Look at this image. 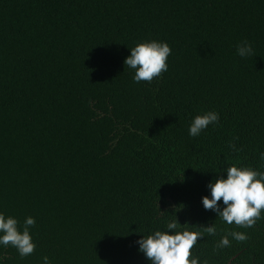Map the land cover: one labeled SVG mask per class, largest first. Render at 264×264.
I'll list each match as a JSON object with an SVG mask.
<instances>
[{"label": "trees", "instance_id": "1", "mask_svg": "<svg viewBox=\"0 0 264 264\" xmlns=\"http://www.w3.org/2000/svg\"><path fill=\"white\" fill-rule=\"evenodd\" d=\"M153 39L168 71L136 83L129 48ZM260 152L264 0H0V211L35 217L37 245L0 264H150L136 241L173 220L208 264H264V211L246 228L201 202L233 164L264 171ZM230 230L247 238L216 248Z\"/></svg>", "mask_w": 264, "mask_h": 264}, {"label": "clouds", "instance_id": "2", "mask_svg": "<svg viewBox=\"0 0 264 264\" xmlns=\"http://www.w3.org/2000/svg\"><path fill=\"white\" fill-rule=\"evenodd\" d=\"M130 55L126 57L125 65L134 70L133 80L152 82L161 78L168 71L167 60L172 49L167 41L146 40L129 48ZM236 54L247 58L254 54L253 46L247 40L236 45ZM219 113L209 110L192 118L188 133L192 137L199 136L210 124L219 123ZM228 147L233 152H239L233 142ZM259 160L264 161V152L259 153ZM226 174V176H225ZM210 196L202 197L205 210H212L218 220L240 227L250 228L264 211V171L252 166L227 167L218 178L207 185ZM223 201L221 205L220 202ZM36 219L26 216L21 224L12 216L0 211V247L11 246L16 249L21 258L34 253L37 245L33 240L31 229L35 227ZM180 224V223H179ZM181 225V224H180ZM209 235H216L215 223L206 227ZM201 236L199 231L188 228L181 229L177 221L166 222L163 230L157 229L137 240L138 251L150 261V264H208L207 259L196 256L192 249ZM244 241L245 233L236 230L227 231L221 236L216 248L223 249L231 246V241ZM41 264H51L48 256H43Z\"/></svg>", "mask_w": 264, "mask_h": 264}]
</instances>
